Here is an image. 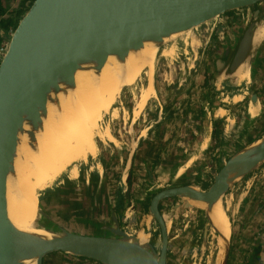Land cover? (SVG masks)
<instances>
[{
	"label": "water",
	"instance_id": "obj_1",
	"mask_svg": "<svg viewBox=\"0 0 264 264\" xmlns=\"http://www.w3.org/2000/svg\"><path fill=\"white\" fill-rule=\"evenodd\" d=\"M240 13L250 14V19L226 63L218 62L219 66L226 64L228 74L250 59L256 26L264 18V0H33L11 32L0 59V264H43L49 254L57 252L100 264H151L156 250L150 241V227L154 223L158 225L160 237L154 264H167L171 232L181 228L185 221L207 215L218 200L223 202L226 196L264 170L262 132L213 171V181L205 190L194 184L166 186L151 197L145 212L143 199L130 204L128 175L125 206L122 203L118 212L111 209L105 221L75 217L81 228L82 223L89 228L84 229L86 232L66 229L43 211L40 228L51 235L39 234L18 249L8 239L11 221L6 184L9 176L14 175L19 138L26 135L29 146L35 145L48 104L59 109L60 96L76 89V72L87 71L99 77L110 57L123 63L131 52L139 51L146 43L160 51L187 32ZM250 98L253 103L257 101L255 93ZM169 198L176 200L174 209L179 212L176 218L166 222L159 205ZM188 200L203 202L207 209L191 205ZM262 204L264 193L257 207ZM120 213L127 221L126 226L119 222ZM144 217L143 226L135 230ZM143 229L147 238L140 242L137 236ZM231 237L225 239L221 249V264H227Z\"/></svg>",
	"mask_w": 264,
	"mask_h": 264
},
{
	"label": "crops",
	"instance_id": "obj_2",
	"mask_svg": "<svg viewBox=\"0 0 264 264\" xmlns=\"http://www.w3.org/2000/svg\"><path fill=\"white\" fill-rule=\"evenodd\" d=\"M249 19L248 13L224 16L208 24L197 37L194 36L198 41L195 49L190 45L191 42H186L190 49L186 47L185 52L189 50L190 55L194 57L189 58L187 63L179 62L174 71L165 69L160 72L156 94L147 100L137 117L144 119L152 116L153 123L140 130L133 147L129 149L130 145L124 142V147L115 145L108 151L109 158L100 152L96 157L91 156L90 161H82L77 167L78 172L75 169L78 176L73 178L74 181H70L76 187L73 192H79V188H82V195L70 196V193L61 192L60 184L65 182L61 180L55 185V191L49 192V196L64 198L69 203V212L81 214L75 215L82 216L83 219L89 217L105 221L110 211V200L116 195L124 197L121 195L125 189L123 180L126 181L123 176L122 181H117L116 187L111 186V195L106 193L109 200L108 211L101 212L105 199L104 185L109 183L106 179L113 175V168H108L107 165L114 153L121 156L119 159H113L118 163L123 162L122 156H125L126 169L130 170L132 166L137 165L143 171L140 180L149 186H143V193L138 197L132 196L131 188L130 197L135 200L143 198L147 202L151 192L163 187L161 184L165 182H169L166 185L194 184L200 189L206 187L212 180L213 171H217L224 160L264 132V18L255 29L257 37L253 56L242 66L240 76L235 77L234 73L230 76L225 68L226 64L224 67L218 64L219 61L226 63L233 49L231 46L237 43L238 33L233 30L236 24L241 22L244 26ZM204 40V47L200 50ZM223 50H226L225 55ZM173 52L174 49L165 58L161 53V59H168ZM201 55L204 58H201ZM197 59L203 61L197 63ZM255 60L259 66L254 67ZM252 70L255 75H252ZM220 74L227 76L224 75L222 81H219L216 77ZM242 88L244 90L241 91ZM252 93L257 95V101L254 103L250 98ZM151 103L154 108L153 115L150 114ZM149 127L154 131L147 132ZM263 176L264 170L254 177V182L253 179L248 181L252 188L256 184L253 195L255 201L252 200L256 203L254 207H257V202L264 193ZM79 177H82L81 182L77 181ZM70 179L71 177H67V180ZM88 195L91 197L85 205ZM245 199L247 197L233 207V218L227 212L231 217V231L235 224L238 226L243 212L247 210ZM93 202L98 205L100 212H91ZM258 207L253 223L241 225L238 236L233 235L227 264H247L256 243H260L258 264H264V204ZM66 211V208H63L60 213ZM144 220L145 217L140 222L142 226ZM82 228L89 230L84 223ZM139 233H143V237L147 238L144 231L140 230ZM63 256V253L51 254L44 259L43 264H97L80 258L65 259Z\"/></svg>",
	"mask_w": 264,
	"mask_h": 264
},
{
	"label": "bare ground",
	"instance_id": "obj_3",
	"mask_svg": "<svg viewBox=\"0 0 264 264\" xmlns=\"http://www.w3.org/2000/svg\"><path fill=\"white\" fill-rule=\"evenodd\" d=\"M256 37L255 31L253 45ZM197 45L198 41L192 39L191 46ZM158 52L156 46L146 43L139 51L131 52L123 63L110 57L99 77L87 71L76 72V89L68 95L60 96L59 109L48 104L43 128L36 134L35 145L29 146L26 135L19 138L14 175L9 176L6 184L7 212L11 221L8 239L14 249L35 239L39 234L51 235L39 227L43 209L37 202L36 193L47 188L76 162L95 156L98 151L95 137L113 143L117 141L107 125L99 130V121L112 107L122 88L133 85L139 75L145 73L148 84L141 86L139 100L136 102L138 106L133 107V116L138 115V109L154 93L152 78ZM244 64L245 62L235 70V77L240 76ZM190 201L207 209L200 201ZM207 216L208 222L218 234L219 248L223 250L224 241L230 235V218L221 200L207 211ZM137 237L140 242L146 240L139 234ZM157 255L158 251L155 250L151 264L155 263ZM217 257V264H221L223 251Z\"/></svg>",
	"mask_w": 264,
	"mask_h": 264
},
{
	"label": "rangeland",
	"instance_id": "obj_4",
	"mask_svg": "<svg viewBox=\"0 0 264 264\" xmlns=\"http://www.w3.org/2000/svg\"><path fill=\"white\" fill-rule=\"evenodd\" d=\"M19 1L18 0H10L6 3V7L9 11H14L17 8ZM210 24V23H209ZM208 25V24H207ZM207 25H204L202 27H200L199 29L189 33L187 32L186 35L167 43L166 45H164L161 50H162V54L163 55H168L169 53L172 52V50L174 49V54L177 53L181 59H178L179 62L181 63L182 60H185L184 62L187 63L189 62L188 60H186L185 58H183V56L180 55V51H183L186 49H190L189 44L192 40L191 39H195L197 41V39L194 36H198L203 29L206 28ZM235 32L238 33V38L237 41H239L238 39L240 38L244 27L243 24L240 22L239 24H236V26L233 29ZM193 37V38H192ZM191 45V43H190ZM236 44H234L233 46H231V48H234ZM189 46V47H188ZM167 48V49H165ZM254 48L255 45L253 46V50L251 52L250 57L252 58L253 53H254ZM195 49V46H194ZM189 52V56L192 59V55H190V51ZM160 53V51L158 52ZM172 54L171 57L168 58V60H171L173 58H176V56ZM161 61L160 56L156 57V61L157 60ZM159 62V66L156 65V70L154 68L153 71V78H152V85L154 88V77H157L158 82L160 81V72H163L165 69L166 70H172L174 71V68L177 67V64H175V66H172L168 61L164 62L166 64H168L167 66H163L161 63ZM179 63V64H180ZM156 64V63H155ZM201 64V63H200ZM257 61L255 60L253 62L254 67L256 66ZM155 73V75H154ZM224 75L227 76V74H220L219 76H217V80L222 81V78L224 77ZM146 78V74L145 73H141L138 77V79L135 81V83L131 86H126L123 87L122 90L120 91V94L118 95V97L116 98V100L114 101L112 107L109 109V111L105 112L101 118V120L99 121V130L103 129L104 126H108L110 129V132L112 133V135L117 139L115 145H118L119 147H124L122 143H127L128 145H130L131 149L133 147V143L134 141L137 139L138 134L140 133V130H142L143 128L146 127V125L149 123V121L151 120L152 116L150 118H138L139 114L141 113L143 107L145 106L147 100L152 96L155 95V89H154V93L151 94L150 96H148V98L145 100L146 102H144L145 104L143 105V107L138 109L137 112V116H133V107L134 105H137L136 102L139 100V95L140 93H138L140 84L142 83V81ZM212 76H209V78H211ZM148 84L147 78H146V83L142 86H145ZM150 84V82H149ZM244 90L243 88L241 89V91ZM140 92V91H139ZM151 108H152V112L150 114L153 115L154 112V108H153V104L151 103ZM140 110V111H139ZM149 114V115H150ZM135 118L137 119L135 122H133L135 120ZM149 120V121H148ZM145 131V130H143ZM96 138V143L98 145V151L97 154L94 156L96 157L98 155V153H102V155L106 156L107 158H109L108 156V151L112 150L113 147L111 146V142L106 140H100L99 138ZM119 141V142H118ZM114 157H112L108 162L107 167L108 168H113V170L111 171L113 175H110L108 177V179H106L107 183L106 185H104V205L101 209V212H107L108 211V202L109 200L107 199L106 193L110 194V189H112L113 187H116V183L119 179L118 176L120 177L121 175L124 176V178H126V175L128 174L129 169L125 168V160H123V162L118 163L117 161L113 160ZM90 161V159H89ZM80 163H82V161L76 162L75 165L71 168H67L65 171H63L55 181H53L47 188L39 190L36 194H37V202L39 203L40 207L43 209V211H45L49 218H51L55 223L60 224L62 227L69 229V230H76L79 232H86L84 231V228H81V225L79 223H76L75 217H78L77 215H81V214H77V213H70L69 212V203L66 202L64 200V198H51V195L49 196V191L47 189H55V185L58 183V181H65L64 183H61V192H63L64 194H68L70 193L71 195H75V196H79L82 195V188H79V192H73L75 190V186L74 184H72L73 182H70L71 180H73V178H75L76 176H78V173L75 172V169H77V167L80 165ZM78 172V169H77ZM82 172V170L80 171ZM132 173L134 175V183H132V196L138 197V195L140 193H143V186H146L147 184H145L146 182H142L140 179H142V173L143 171L140 170L137 165L133 168ZM141 173V174H140ZM124 174V175H123ZM67 177H71L70 180H67ZM94 177V176H93ZM264 177V176H263ZM253 182L255 181L254 178ZM67 180V182H66ZM74 181V180H73ZM78 182L82 181V177L77 179ZM121 181V180H119ZM251 181V180H250ZM124 183V187H126V182L123 180ZM169 182H165L162 183L161 185H163V187H159V188H164L166 186H170V185H166ZM249 183V182H248ZM143 184V185H142ZM80 186V184H79ZM112 186V188H111ZM148 186V185H147ZM256 186V184H255ZM255 186L252 188L249 184H247V182H245L243 185H241L238 189H236L232 195L230 196H226V198L223 201V206L225 208V210L230 214V216L233 218V207H236V205L242 201L244 199V197H247L246 200V209L243 212L242 218L240 220V223L235 224V228L232 229L231 231V235L228 236V238L230 236L233 237L234 234H236L235 236H238V230L240 231V227L241 225L244 224H248L251 225L253 223V219L255 218V213H254V209H255V200L253 199V195H254V189ZM123 190V187L121 188ZM200 189V188H199ZM247 190H250L249 192ZM52 194V193H51ZM57 194V193H56ZM91 196L88 195L87 199H85L86 201L84 202V204L86 205L89 201ZM115 197V196H114ZM48 200H50V202H48ZM114 198L112 200H110V210L113 209L112 204ZM254 200V201H252ZM189 203L191 205H195L198 206L197 203L192 202L190 200H188ZM248 201V203H247ZM49 203V204H48ZM203 203V202H202ZM206 207V204L203 203ZM98 205H95L94 202L92 203V209L91 212L94 213L95 210L98 211ZM200 207V206H198ZM66 208V212L61 214L60 212L62 211V209ZM97 208V209H95ZM104 208V209H103ZM118 211L121 207H117ZM202 208V207H200ZM205 209V208H204ZM161 210L164 212L165 218L166 220H170L171 218H176V215L178 214L179 210L178 209H174L173 203L170 201H165L162 203L161 205ZM110 212V211H109ZM122 213V212H121ZM120 213V214H121ZM77 214V215H75ZM128 215H130V212L127 213ZM252 214V215H251ZM109 215V214H108ZM119 216V215H118ZM124 215L121 214V217H119V222L122 226H126L127 221L126 219H124L123 217ZM229 216V217H230ZM82 217V216H79ZM199 218H194L192 221H185L184 225L182 228L177 229L176 231H173L170 233V240H169V245H168V264H215L214 262L216 261V258H218L217 256L219 255V253L222 251L220 247V241L217 233L214 231V228L210 225V223L208 222V217L207 215H200L198 216ZM230 217V219H231ZM98 218V217H95ZM108 218V216L106 217ZM142 220L138 221V226L136 227L135 230H137L138 228L141 227V222ZM43 223V218L41 215V221L39 223V227H41ZM144 223V222H142ZM153 229H156L155 226H152V235H151V242L154 243L156 250L159 249V245H160V237L157 233V231H153ZM205 230H207V232L205 233ZM211 235H210V234ZM217 235V236H216ZM237 239L234 242V245L236 243ZM234 249L236 250V248L234 247ZM50 255V254H49Z\"/></svg>",
	"mask_w": 264,
	"mask_h": 264
},
{
	"label": "flooded vegetation",
	"instance_id": "obj_5",
	"mask_svg": "<svg viewBox=\"0 0 264 264\" xmlns=\"http://www.w3.org/2000/svg\"><path fill=\"white\" fill-rule=\"evenodd\" d=\"M212 39H214V38H212ZM204 42H205V40L203 41V44L200 46V50H201V48H203L204 47ZM213 42V41H212ZM206 48V47H205ZM165 49H167V48H165ZM163 50V49H162ZM162 50H160V53H158V56H160V58L162 57V55H161V53H162ZM186 50V49H185ZM185 50L184 51H181L182 53L180 54L181 56H183V58H185L186 60H188L189 61V52L188 51H186L185 52ZM223 53H224V55L226 54V50H223ZM203 54H205V52L203 53ZM172 55V54H171ZM171 55L170 56H168V58L169 57H171ZM176 56V55H175ZM166 57V55L165 56H163V58H165ZM192 57H194L193 55H192ZM200 57V55L198 54V57L197 58H199ZM180 59V57H179V55H177L176 56V58H173V59H171V60H168V59H164V61H163V59H161V61L158 59L157 61H156V64H155V70H156V65L157 66H159V62L158 61H160V63L163 65V66H167L168 67V64H166V63H164V62H166V61H168L172 66H175V64H178L179 63V60L178 59ZM201 58H204V56H202L201 55ZM180 61H181V59H180ZM182 61H185V60H182ZM203 60H199V59H197L196 60V62L197 63H199V62H202ZM154 75H155V73H154ZM144 78H145V76H144ZM157 82H158V80H157V77H154V89H155V92L157 91ZM146 83V78L142 81V83L140 84V87H139V90H140V88H141V86L142 85H144ZM139 90H138V93H139ZM153 123V119H151L150 120V122L146 125V126H150L151 124ZM151 130H153V128L152 127H149L148 128V130H147V132H150ZM154 131V130H153ZM147 137H149V136H147ZM111 142V141H110ZM111 146L112 147H115V145L113 144V142H111ZM108 156H110V154H108ZM112 157H114V158H117V159H119V158H121V156H119L118 155V153H114V154H112V156H111V158ZM89 159H91V156L90 157H88ZM113 158V159H114ZM122 158H123V160L125 159V156H122ZM88 159V160H89ZM135 167V166H134ZM133 166H132V168L129 170V173L127 174V176L128 175H130V178H129V182H130V184H129V186H130V189H131V186H132V183H133V173H132V170H133V168H134ZM124 175V174H123ZM118 178H121V179H119V180H121L122 181V179H123V176L121 175L120 177L118 176ZM125 180H126V178H125ZM212 181H213V177H212V180H211V182L209 183V184H207L206 185V187H204V188H201L200 190H205V189H207V187L212 183ZM126 182V181H125ZM149 186V185H148ZM147 185H146V187H148ZM126 187H127V183H126ZM126 187H125V189H124V192H122L121 193V195L122 196H124V194H125V191H126ZM160 189H162V188H158V189H156V190H154V191H152L151 193V197L157 192V191H159ZM151 197L148 199V201L151 199ZM125 198L124 197H120V196H118V195H116L115 197H114V200H113V204H114V207H113V209H115L116 210V212H118V208L117 207H122V203L124 204V206H125V200H124ZM141 199H143V198H141ZM170 201V202H172L173 203V205L175 204V202H176V200L174 199V198H169V199H164V200H162V202L160 203V205H159V209H160V212L162 213V215L164 216V218H165V215H164V212L161 210V205H162V203L163 202H165V201ZM129 201H130V204H133L134 203V205H135V199H133V198H131L130 197V192H129ZM148 201L146 202L144 199H143V204H142V206L144 207V211L146 212L147 211V205H148ZM113 204H112V206H113ZM203 204V203H202ZM222 204H223V202H222ZM128 205V204H127ZM204 205V204H203ZM203 208V207H202ZM206 208H207V206H206ZM204 209V208H203ZM130 215H131V212H130ZM130 215H128V216H130ZM204 216V215H203ZM200 217H201V215H200ZM208 217V216H207ZM229 217V216H228ZM84 218H86V219H89V220H94V221H103L102 219H94V218H89V217H84ZM196 218H199V217H196ZM106 220V219H105ZM165 220H166V218H165ZM192 221V220H191ZM166 222H168L167 220H166ZM152 226H155V228L156 229H153V231H157V233H158V225L156 224V223H154V224H152L151 225V227H150V232H151V235H152ZM183 227V226H182ZM181 227V228H182ZM143 231L145 232V229H143ZM207 232V230H205V233ZM229 234H231V227H230V232H229ZM139 235L140 236H144L143 235V233H139ZM218 235V234H217ZM216 235V236H217ZM169 236H170V234H169ZM218 238V237H217ZM233 239V237H231V240ZM169 240H170V237H169ZM150 241H151V236H150ZM152 243V242H151ZM152 244H154V243H152ZM169 245V244H168ZM231 247H232V244H231ZM232 249V248H231ZM156 251H158V250H156ZM57 253H61V252H57ZM54 254V253H53ZM64 254V256H63V258L65 257V259H66V257L68 258V259H70V258H80V259H82V260H86V261H92V262H94V263H97V264H100L99 262H97V261H94V260H91V259H88V258H84V257H78V256H74V255H71V254H67V253H63ZM168 252H167V264H168ZM51 255V254H50ZM49 256V255H48ZM228 259H229V257H228ZM43 262H44V260H43ZM216 262V261H215ZM214 262V263H215ZM227 263H228V261H227ZM65 264H71V263H69V262H65Z\"/></svg>",
	"mask_w": 264,
	"mask_h": 264
},
{
	"label": "trees",
	"instance_id": "obj_6",
	"mask_svg": "<svg viewBox=\"0 0 264 264\" xmlns=\"http://www.w3.org/2000/svg\"><path fill=\"white\" fill-rule=\"evenodd\" d=\"M8 1L10 0H0V44L3 41L9 40L11 32L15 29L19 20L33 2V0H18L19 3L16 7L17 9L14 11H9L6 7V3ZM47 190L55 191L53 189H47ZM259 252H260V243H256V245H254L252 249L251 254L249 255L247 264H258Z\"/></svg>",
	"mask_w": 264,
	"mask_h": 264
},
{
	"label": "built area",
	"instance_id": "obj_7",
	"mask_svg": "<svg viewBox=\"0 0 264 264\" xmlns=\"http://www.w3.org/2000/svg\"><path fill=\"white\" fill-rule=\"evenodd\" d=\"M7 42H8V41H3V42L0 44V59H1V57L3 56V54L5 53V51H6V48H7Z\"/></svg>",
	"mask_w": 264,
	"mask_h": 264
}]
</instances>
